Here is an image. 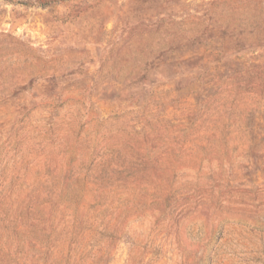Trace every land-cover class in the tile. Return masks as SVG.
<instances>
[{"label":"rangeland","instance_id":"obj_1","mask_svg":"<svg viewBox=\"0 0 264 264\" xmlns=\"http://www.w3.org/2000/svg\"><path fill=\"white\" fill-rule=\"evenodd\" d=\"M0 264H264V0H0Z\"/></svg>","mask_w":264,"mask_h":264}]
</instances>
